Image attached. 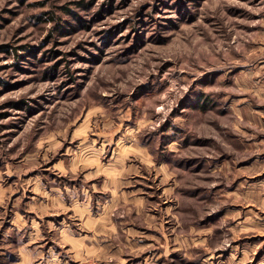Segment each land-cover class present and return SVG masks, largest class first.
<instances>
[{"label":"rangeland","instance_id":"1","mask_svg":"<svg viewBox=\"0 0 264 264\" xmlns=\"http://www.w3.org/2000/svg\"><path fill=\"white\" fill-rule=\"evenodd\" d=\"M0 264H264V0H0Z\"/></svg>","mask_w":264,"mask_h":264},{"label":"crops","instance_id":"2","mask_svg":"<svg viewBox=\"0 0 264 264\" xmlns=\"http://www.w3.org/2000/svg\"><path fill=\"white\" fill-rule=\"evenodd\" d=\"M78 145V144H77ZM82 146V145H81ZM80 146V147H81ZM85 145H83L84 147ZM92 146L89 145V147H84V149L86 148H90ZM79 147V149H80ZM97 147V146H96ZM102 145H98V148H102ZM116 147V146H115ZM105 148V153L107 152V154H109L110 156V162H105V164H102L100 161V154H96V156L90 160L87 161V158L85 159V157L82 154H69V156L67 157V160L64 161V159H62L61 157H58L56 164H58L59 169L63 168L66 169L67 171V175L68 178L66 179H62V180H58L56 186H53L54 190L58 191V195L55 196L57 198L58 201V206L59 209L62 210L61 213H58V218L60 217L59 220H55V223H59L60 220H63L64 215L63 212H65L64 208H68L66 209V211L70 210L71 214H75L78 217H75L79 220H77V222L75 221L74 223H71V229H73V231L76 232V230H78L79 226H86L89 231H93L98 223L97 217H95L93 215V213L91 214L90 211V206H88V203L85 205H76V201L80 202V197H84V199H86L87 194L86 192H89V197L90 200L93 201V195L94 198L96 199L97 203H98V197H97V192H101L102 190H107L109 189L108 187L110 186V188L112 189V191L115 189L117 190V186H116V182H117V175L119 174L120 170L123 169L124 165H123V161H124V156L122 154L121 157L118 156V154H113V146L111 145H107ZM103 152H101L102 154ZM100 158V159H99ZM112 160V161H111ZM90 165V166H89ZM80 171L79 174L81 173L82 178L80 179L79 182H76V180L74 178H72L73 175L76 176L77 171ZM64 172V171H62ZM73 173V175H72ZM60 176H62V174L64 173H59ZM89 176L90 179H85L87 178L86 176ZM98 176V177H97ZM108 176L111 178V181L109 184V180ZM100 177V178H99ZM115 178V180H114ZM33 184L31 183V185L34 187L35 189V193L38 195H42L44 194V184H40V182L38 181V179H34L33 180ZM94 185H99L98 189L94 188ZM36 194L33 193V199L35 198ZM92 203V202H91ZM92 206V205H91ZM86 210H85V209ZM85 210V211H84ZM21 213V214H20ZM19 212L15 213V217H13L12 219V224L11 227L16 228V229H23L25 227H27L28 222L30 226H33L36 230L39 229L38 225H33V220H35L38 224H39V220H37L36 217H34V219H29L23 217L24 212H22V210ZM82 217V218H81ZM69 218V217H68ZM56 219V218H55ZM66 219V218H65ZM54 220V218H53ZM91 223V227L87 225L86 222ZM41 222V221H40ZM68 222L70 223V220H68ZM42 227V225H41ZM98 233V232H96Z\"/></svg>","mask_w":264,"mask_h":264}]
</instances>
